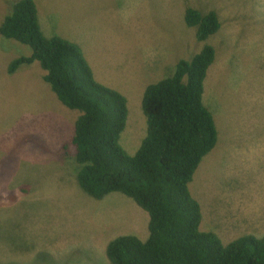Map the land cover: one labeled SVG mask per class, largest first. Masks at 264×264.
<instances>
[{
  "label": "rangeland",
  "instance_id": "1",
  "mask_svg": "<svg viewBox=\"0 0 264 264\" xmlns=\"http://www.w3.org/2000/svg\"><path fill=\"white\" fill-rule=\"evenodd\" d=\"M15 1L0 0V23ZM33 1L44 36L77 43L94 78L126 98L119 143L129 155L145 136V87L211 45L215 58L202 102L217 140L188 187L204 214L213 200L232 226L244 221L237 204L227 203L229 190L234 201L264 205V155L230 154L226 144L236 134L264 133V0ZM187 7L218 16L219 29L204 42L185 24ZM29 54L28 46L0 35V264H109L107 243L120 235L145 240L148 214L121 192L96 199L78 187L68 158L74 148H61L71 141L79 112L59 102L37 61L7 70ZM199 228L206 230L202 220ZM243 233L235 227V236Z\"/></svg>",
  "mask_w": 264,
  "mask_h": 264
},
{
  "label": "trees",
  "instance_id": "2",
  "mask_svg": "<svg viewBox=\"0 0 264 264\" xmlns=\"http://www.w3.org/2000/svg\"><path fill=\"white\" fill-rule=\"evenodd\" d=\"M184 21L200 42L220 27L216 12L191 7L185 8ZM0 35L30 49L28 56L8 64L10 73L37 61L59 102L79 112L73 137L61 148H74L68 158L78 187L96 199L121 192L148 214L145 240L120 235L107 243L109 264H264V236L245 234L224 243L215 232L199 228L201 206L188 187L217 140L213 117L202 102L204 79L215 58L211 45L204 44L190 60H178L171 76L145 87V136L129 155L119 143L126 98L94 78L77 43L44 36L33 0L11 5Z\"/></svg>",
  "mask_w": 264,
  "mask_h": 264
},
{
  "label": "crops",
  "instance_id": "3",
  "mask_svg": "<svg viewBox=\"0 0 264 264\" xmlns=\"http://www.w3.org/2000/svg\"><path fill=\"white\" fill-rule=\"evenodd\" d=\"M259 132L261 134L258 132H247L250 134V136H238V134L234 135V141H229L226 143L229 145L227 150L230 152V154L236 155H239L240 151H256L263 158L264 133L261 131ZM227 195L230 198L227 203L234 202L237 204L242 215V221H244V223L238 225L239 227L232 226L234 223L229 220L228 216L222 214L223 210L213 200L207 202L204 207H209L210 215H208L206 210L204 214L203 205L199 202L201 204L202 221L206 226V230L215 232L224 243L230 242L237 237L235 236V227L244 230L242 235L252 234L257 237L264 236V205L257 203L255 199L249 198L243 199L239 197L236 201H234L231 199L230 190L227 192ZM243 200L245 202H243ZM231 220H234V217H231Z\"/></svg>",
  "mask_w": 264,
  "mask_h": 264
}]
</instances>
